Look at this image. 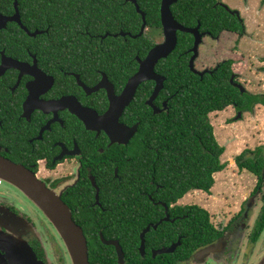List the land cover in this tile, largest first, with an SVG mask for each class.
<instances>
[{
  "label": "flooded vegetation",
  "instance_id": "flooded-vegetation-1",
  "mask_svg": "<svg viewBox=\"0 0 264 264\" xmlns=\"http://www.w3.org/2000/svg\"><path fill=\"white\" fill-rule=\"evenodd\" d=\"M126 1L132 2L136 7L137 2L135 4L131 0ZM222 1L215 0L214 6L225 8L230 15L239 21L241 31L234 32L238 37L247 35L244 17L238 11L229 8ZM256 1L257 7L255 13H259V11H263L264 9V0ZM14 2L15 0H13L12 9L8 13L0 11L1 15L10 18L6 19L4 26L0 28V156L30 169L38 179L45 183L47 188L60 194L62 201L71 212L72 219L82 228L87 244L91 238H95L96 240V247L93 249L87 248L89 262L91 264H136V260H144L146 263L153 261L161 264L170 262L173 264H210L219 262L220 260L222 262L231 256L234 257V260H237L238 251L231 254L232 252L228 251V246L230 244L232 246L234 244L237 245L239 240L245 236L239 235L242 230L245 231L247 228L244 220L248 217L244 216L242 218V214H240L239 219L229 218L227 223L221 227H216L212 224L211 228L219 236L212 242L197 248L190 257L175 262L165 257L166 254H173L181 246L183 238L194 236L193 230L199 229L196 225L184 227L174 224L175 221L183 219L189 213L193 214L194 208L206 210V208L194 201L180 203V198L168 205L164 200L154 199L149 194L148 198L154 206L158 205L162 209L159 212V217L154 222H149L141 228L132 224H94L86 225L83 228L79 220L73 218V214L81 216L87 214L107 216L112 212L114 208L112 203L114 201L111 202L113 199L111 198L110 191L117 188L116 180L120 181L118 175L119 160H128L124 154H121L119 149L127 146L135 135L131 136L127 143L112 141L116 140L114 136H117L118 139H122L123 137L122 135L111 137L104 129L87 128L83 121L72 112L73 103H79L82 107L92 109L98 115H102L108 109L110 105L108 91L102 85L105 86L110 83L114 94L119 95L127 80L139 68V61L147 55L148 51L155 44L163 41L164 33L161 24L160 6V29H152L146 26L144 12L140 9V12H138L136 8V11L141 14L142 18V25L137 34L132 35L128 31H119L118 33L106 31L87 40L86 46L89 43H95L93 44L95 47L102 45L105 48L112 46V41L106 38H116L117 35H128L132 38L144 35L151 41L153 45L143 56L139 55L140 51L129 49L133 56L128 59L127 66L129 67L135 62L136 69L126 79L124 84L119 85L113 81L112 76H109L104 70L98 68V63H91L89 65L84 59H77V63L75 64V60L71 57L70 52H68L70 50H68V47H57L60 45L54 41L53 36L48 32L49 26L43 27L38 24L28 25L25 23L22 20L18 1ZM173 4H171L170 9ZM246 4L245 9L247 10L249 5L248 3ZM172 15L175 18L173 12ZM175 20L185 26L176 18ZM185 27L198 28V32L202 34L200 44L206 35L218 40L222 32H233L220 30L216 34H211L209 31L201 28L200 21H197L194 26ZM147 28H149L150 32L145 33V29ZM154 30L156 31L153 32ZM188 34L192 36L194 42V35L192 33ZM96 37L98 39L97 42L93 40H96ZM106 40L107 42L105 43ZM193 42L189 48V60L192 56L191 48ZM50 45L56 47H49ZM68 46H72L71 43ZM103 49L97 50L106 52ZM198 55L199 46L198 54L194 58V68L197 70L199 69L195 66V60ZM263 57L264 55L260 56L257 62H264L262 60ZM218 62L212 63V65H203L199 71L204 69L210 71ZM156 65L154 68L155 72L164 77L165 81V76L158 73ZM260 66L262 72H264V65ZM233 74L235 76L238 75L234 71ZM104 77L106 80L103 79ZM146 81L152 82L151 90L149 86L143 83ZM146 81H143L137 87L133 99L138 91L140 96H143L145 93L143 103L150 109V113L152 115L166 114L169 97H165V95L159 97L160 91L164 87V81L163 87L153 99H151V94L155 82L153 80ZM98 85L101 87H96ZM133 99L119 116V121L129 127L136 123L139 124L138 122L129 123L126 120L130 116L126 114V109L130 106ZM232 106L237 111V114L238 112H242V110H238L234 105ZM60 166L63 171L56 176L51 175ZM41 168L47 172L46 175H39ZM158 187L159 185H155V188ZM200 191L206 194L209 193L203 190ZM263 192L264 181L256 180L247 202L253 207L255 204L254 200L257 198L258 202L261 203ZM114 204L116 203L114 202ZM262 205L261 203L260 210ZM182 208H184L183 211L185 213H182ZM2 216L13 221V224L8 222L0 223V233L16 238L20 237L25 240L41 264H71L61 238L42 211L17 187L0 179V217ZM166 216L168 220H164ZM24 219L26 221L25 225L23 224ZM162 222H170L171 224L163 225ZM153 224H157L156 228L152 227ZM255 224L256 222L253 224L249 234L248 239H250V243H256L264 230L257 237L256 242L252 241L251 238ZM147 225H150V228L144 235V244L141 250L140 233ZM151 229H159L162 232L171 230L174 232L171 236L173 239L166 243L164 238L167 235L161 233L148 235ZM136 230L138 231L137 242L135 240ZM120 231H125L123 235L120 234L123 240L120 239L117 233ZM41 236H43V239ZM232 238L234 239L233 241ZM178 240L180 244L173 252L160 253L158 251L169 247ZM105 241L115 243H107ZM210 245H215L213 252H199ZM0 255L3 256V259H7L2 249H0ZM3 259H0V264Z\"/></svg>",
  "mask_w": 264,
  "mask_h": 264
},
{
  "label": "trees",
  "instance_id": "trees-1",
  "mask_svg": "<svg viewBox=\"0 0 264 264\" xmlns=\"http://www.w3.org/2000/svg\"><path fill=\"white\" fill-rule=\"evenodd\" d=\"M22 20L28 25L49 26L57 47H68L71 57L84 59L89 65L98 63V68L112 76L119 85L135 71L136 63L127 66L128 59L133 56L129 49L146 54L153 45L144 35L132 38L128 35L107 37L112 46L95 47L87 40L97 34L108 32H130L135 35L142 25L141 14L135 5L126 0H17ZM161 0H136L139 9L145 14L146 26L160 29L159 6ZM215 0H177L172 5L175 18L185 26H194L201 22V28L216 34L220 30L240 32L239 21L221 7L214 6ZM13 0H0V11L8 13L12 9ZM91 36V37H90ZM95 42L96 40L93 39ZM107 40L105 41V43ZM193 38L188 33L178 32L177 45L173 52L158 61L156 69L165 76L164 87L159 97L168 98L167 113L152 115L144 105L139 91L126 109L129 123L138 122V130L129 144L119 151L128 158L119 160L117 188L110 191L114 208L107 216L74 215L75 220L84 228L94 224H132L138 228L159 217L161 207L151 202L162 199L168 205L182 198L192 190L209 192L214 184L213 174L225 168L220 157L224 146L219 144L208 115L214 111H222L230 105L238 110L252 111L254 105L264 107V95L244 90L241 92L230 82L233 74L232 59L219 61L210 71L202 76L192 72L188 66L189 48ZM71 43L72 46H68ZM49 47H56L50 45ZM104 48L106 52L97 49ZM128 50V51H124ZM264 60V57L262 58ZM264 69V68H263ZM116 76V78H114ZM151 90V81L143 82ZM140 86V85H139ZM148 92V91H147ZM146 92V93H147ZM151 115V116H150ZM263 148H257L253 157L244 153L236 158L239 168L253 173L257 180L264 181ZM262 184V183H261ZM259 184V185H261ZM155 185H159L155 188ZM104 192V191H103ZM262 208L252 234L255 241L264 229V192L261 197ZM182 208V213H185ZM170 225V222H162ZM174 224L199 227L193 230L194 236L182 239V244L172 254H166L169 260L179 261L191 256L199 247L215 240L219 235L214 231L208 212L203 208H194ZM120 239L125 231L117 232ZM167 235L166 243L173 239V231L165 232L151 229L149 234ZM122 234V235H120ZM138 241V231H135ZM126 240V239H125ZM95 238L88 240V248L96 247ZM90 253V252H89ZM90 258V257H89ZM135 264V263H134ZM136 264L146 263L144 260ZM166 264H173L172 262Z\"/></svg>",
  "mask_w": 264,
  "mask_h": 264
},
{
  "label": "rangeland",
  "instance_id": "rangeland-1",
  "mask_svg": "<svg viewBox=\"0 0 264 264\" xmlns=\"http://www.w3.org/2000/svg\"><path fill=\"white\" fill-rule=\"evenodd\" d=\"M222 2L241 13L247 35L238 37L234 32H222L218 40L208 35L204 36L199 45L195 66L200 70L203 65H212L223 59H233L235 60L233 70L238 74L235 76V82L241 83L245 89L254 94L264 95V72L257 62L258 58L264 55V9L255 13L256 0H223ZM246 3L249 5L247 10ZM148 29H145V33L150 32ZM208 118L213 126L216 140L225 148L220 159L226 166L213 174L214 184L208 194L200 190H192L179 202L199 203L206 208L210 222L216 227L226 224L229 218L239 219L240 214L242 218L247 216L248 218L244 220L247 228L239 233L245 236L239 240V245L228 246L231 254L238 251L237 260L231 256L222 262L220 260L210 264H256L264 254V230L256 243H250L248 238L261 212V203L256 198L252 207L247 201L257 177L247 169L239 168L236 157L241 153H244L246 158L253 157L257 148H263L264 155V107L256 104L252 111H242L241 117L237 118V111L230 105L222 111L209 113ZM61 171L63 169L60 166L51 175L56 176ZM46 174L47 172L41 168L39 175ZM41 237L43 239V236Z\"/></svg>",
  "mask_w": 264,
  "mask_h": 264
},
{
  "label": "water",
  "instance_id": "water-1",
  "mask_svg": "<svg viewBox=\"0 0 264 264\" xmlns=\"http://www.w3.org/2000/svg\"><path fill=\"white\" fill-rule=\"evenodd\" d=\"M136 4V0H131ZM177 0H161L160 14L161 24L163 26L164 39L162 42L155 44L147 53V55L139 61V68L127 80L124 88L119 95L114 94L110 83L102 85L108 91L110 105L108 109L102 114L98 115L94 110L82 107L79 103H73L72 112L75 113L89 129H104L111 137L114 135H122V139L116 140L120 143H127L128 139L137 131L138 124L126 126L119 121V116L122 114L124 108L133 99L137 87L146 80H153L155 86L151 94L153 99L159 90L163 87L164 77L155 72V65L159 59L167 57L176 47L177 32H187L194 35V42L191 48L192 56L189 60V67L191 71L198 73L200 76L208 69L197 70L194 68V58L198 54V46L201 42V35L198 28L185 27L179 24L172 15L170 6ZM16 3V0L15 2ZM137 11L140 12L136 4ZM143 16V13H142ZM6 16L0 13V28L4 26ZM235 74L230 76V82L236 86L241 92L245 90L244 86L235 82ZM105 79V77L103 78ZM106 80V79H105ZM100 85L96 86L99 87ZM101 87V86H100ZM241 116L238 112L237 118ZM0 179L17 187L27 198H29L44 214L47 220L52 224L59 237L61 238L71 264H91L88 260V247L86 237L82 228L72 219L71 212L67 205L62 201L60 194L46 187L45 183L37 178L35 173L25 166L15 163L10 159L0 156ZM165 205V204H164ZM166 206V205H165ZM164 220H168L166 216ZM12 223L7 217H0V223ZM161 222V220H160ZM22 224V223H21ZM23 224H26L25 219ZM157 224L152 227L156 228ZM150 225H147L140 233V249H143L144 235L149 230ZM107 243H115L112 241H105ZM222 243V242H221ZM180 244V241L171 244L169 247L158 250L160 253L173 252ZM220 244V242H218ZM215 245L207 246L199 252H213ZM0 249L5 252L6 260L3 259L1 264H41L37 260L34 252L28 246L25 240L20 237L16 238L8 234L0 233ZM256 264H264V254Z\"/></svg>",
  "mask_w": 264,
  "mask_h": 264
},
{
  "label": "crops",
  "instance_id": "crops-1",
  "mask_svg": "<svg viewBox=\"0 0 264 264\" xmlns=\"http://www.w3.org/2000/svg\"><path fill=\"white\" fill-rule=\"evenodd\" d=\"M233 60V59H232ZM235 62V60H234ZM214 64V63H213ZM234 64V63H233ZM260 65H264V62L260 63ZM232 68H233V65H232ZM234 71V70H233ZM235 72V71H234ZM196 191V190H195Z\"/></svg>",
  "mask_w": 264,
  "mask_h": 264
}]
</instances>
